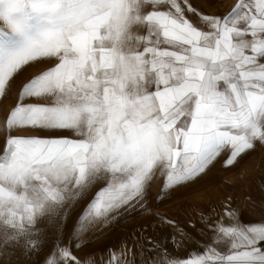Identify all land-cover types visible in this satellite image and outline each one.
Segmentation results:
<instances>
[{"label":"snow or ice","instance_id":"6c2138e0","mask_svg":"<svg viewBox=\"0 0 264 264\" xmlns=\"http://www.w3.org/2000/svg\"><path fill=\"white\" fill-rule=\"evenodd\" d=\"M29 68L0 125V264L18 247L38 264H264V221L236 207L201 214L203 250L186 257L142 234L99 261L73 254L143 208L157 172L163 199L264 146V0L223 16L191 0H0V98Z\"/></svg>","mask_w":264,"mask_h":264},{"label":"rangeland","instance_id":"374dc122","mask_svg":"<svg viewBox=\"0 0 264 264\" xmlns=\"http://www.w3.org/2000/svg\"><path fill=\"white\" fill-rule=\"evenodd\" d=\"M248 2L250 3L251 0H248ZM191 3L204 13L223 16L234 7L237 0H191ZM36 71L37 68H29L21 73L16 78L12 90L5 97L0 98V125L3 124L6 115L17 102V92L20 84ZM18 134L43 135L39 131ZM2 148L3 131H0V150ZM225 158L224 155L219 157L207 172L196 179L195 182L172 191H165L163 199H158V197L163 189L164 177L157 172L151 181L148 197L143 208L137 207L136 211L122 215L118 221L112 222L109 226L93 227L87 233L90 240L86 246L73 248L74 251L81 252L80 256H82L88 255L84 253L95 248H102V251L112 247L119 248L123 241L131 245L135 236L141 234L143 237H151L152 240L164 243L175 253L186 251L187 247L193 245V243H188L186 247L180 248L172 243V237L175 236L180 239V232L187 231L192 235L195 242L199 241L201 238L199 229L203 227L201 214L211 215L215 218L217 214L223 215L225 207H234L242 191L255 189L260 194V189L264 191V146L258 143L255 150L242 156L234 166L224 167ZM98 187L99 185L94 186L71 209V218L68 220V226L63 233V235H66V240L76 216L92 199ZM158 217L175 221V225L162 222ZM191 225H195V228ZM56 227L55 223L48 227L46 234H49L50 239L55 237ZM72 243L75 244L76 240H73ZM111 243L114 244L106 247ZM141 243L146 247L148 246L147 240H142ZM101 252L99 256H101Z\"/></svg>","mask_w":264,"mask_h":264},{"label":"crops","instance_id":"0c3cea01","mask_svg":"<svg viewBox=\"0 0 264 264\" xmlns=\"http://www.w3.org/2000/svg\"><path fill=\"white\" fill-rule=\"evenodd\" d=\"M194 20H197V18H193ZM198 22V21H197ZM261 194L253 189V190H246L242 191V194H240L239 199H237L236 204L234 207L244 210V221L247 222L251 220L252 222L258 223L261 221H264V191L261 190ZM49 238V234L47 235ZM64 239L66 240V235L64 234ZM51 241V239H50ZM202 242L201 238L199 241L193 243V245H189L186 249V251L178 252L177 254L180 257H186L188 254H195V252L202 251L203 249L201 247H198ZM114 243L108 244L106 247L113 245ZM113 248V247H112ZM110 249V248H108ZM107 249V250H108ZM106 250V249H105ZM104 250V251H105ZM106 250V251H107ZM11 251V250H10ZM47 251V249H46ZM102 251V248H95L91 249L90 251L85 252L84 254L88 255H81V252L74 251L73 254L81 259H85L88 256H94L97 261L100 259V252ZM103 251V252H104ZM10 264H38L36 260H29L24 254L23 249L18 247L14 250L13 254L10 257Z\"/></svg>","mask_w":264,"mask_h":264},{"label":"bare ground","instance_id":"6f19581e","mask_svg":"<svg viewBox=\"0 0 264 264\" xmlns=\"http://www.w3.org/2000/svg\"><path fill=\"white\" fill-rule=\"evenodd\" d=\"M229 200V199H228ZM231 203V202H230Z\"/></svg>","mask_w":264,"mask_h":264}]
</instances>
